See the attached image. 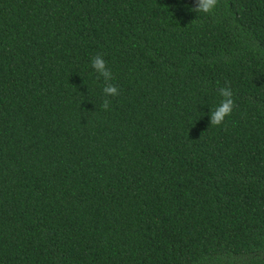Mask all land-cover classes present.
I'll use <instances>...</instances> for the list:
<instances>
[{
	"label": "trees",
	"instance_id": "16d2710c",
	"mask_svg": "<svg viewBox=\"0 0 264 264\" xmlns=\"http://www.w3.org/2000/svg\"><path fill=\"white\" fill-rule=\"evenodd\" d=\"M193 6L0 0V264H264V0Z\"/></svg>",
	"mask_w": 264,
	"mask_h": 264
},
{
	"label": "clouds",
	"instance_id": "9594fccd",
	"mask_svg": "<svg viewBox=\"0 0 264 264\" xmlns=\"http://www.w3.org/2000/svg\"><path fill=\"white\" fill-rule=\"evenodd\" d=\"M218 0H194V6L190 9L195 13L209 14L217 6ZM91 67L98 74L97 78H103V94L105 99L102 103V108L107 110L110 105V100L107 97L119 95V90L116 85L111 83L112 72L108 69L102 55L97 54L92 58ZM218 95L221 97L219 104L210 111V126H220L225 121L227 116H230L235 106L233 100V92L230 87H222L218 89Z\"/></svg>",
	"mask_w": 264,
	"mask_h": 264
}]
</instances>
